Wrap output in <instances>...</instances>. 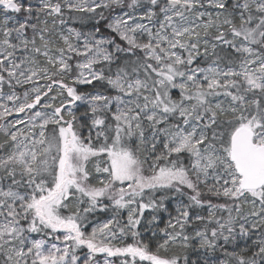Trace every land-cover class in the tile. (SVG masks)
Masks as SVG:
<instances>
[{"label":"snow or ice","instance_id":"obj_1","mask_svg":"<svg viewBox=\"0 0 264 264\" xmlns=\"http://www.w3.org/2000/svg\"><path fill=\"white\" fill-rule=\"evenodd\" d=\"M0 264H264V0H0Z\"/></svg>","mask_w":264,"mask_h":264}]
</instances>
